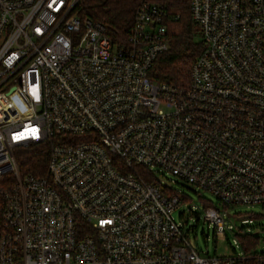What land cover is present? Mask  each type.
Segmentation results:
<instances>
[{"label": "built area", "instance_id": "1", "mask_svg": "<svg viewBox=\"0 0 264 264\" xmlns=\"http://www.w3.org/2000/svg\"><path fill=\"white\" fill-rule=\"evenodd\" d=\"M78 2L0 0V264H249L199 255L159 174L264 206V0H189L203 48L183 87L149 76L177 16L142 2L118 44ZM31 144L44 168L20 172Z\"/></svg>", "mask_w": 264, "mask_h": 264}, {"label": "trees", "instance_id": "2", "mask_svg": "<svg viewBox=\"0 0 264 264\" xmlns=\"http://www.w3.org/2000/svg\"><path fill=\"white\" fill-rule=\"evenodd\" d=\"M142 2L159 4L171 16H177L166 23L168 48L156 58L149 76L179 87L188 85L191 64L203 48L198 26L190 17L189 0H79L76 9L81 17L103 24L108 38L119 44L126 40L135 11ZM46 156L47 150L42 144H31L17 156L20 172H33L39 166L43 169ZM238 242L244 254L253 256L249 264H264V250H256L259 242L256 234L239 236Z\"/></svg>", "mask_w": 264, "mask_h": 264}, {"label": "rangeland", "instance_id": "3", "mask_svg": "<svg viewBox=\"0 0 264 264\" xmlns=\"http://www.w3.org/2000/svg\"><path fill=\"white\" fill-rule=\"evenodd\" d=\"M159 176L170 179L171 187L184 196V202L175 211V219L183 223L184 235L199 255L229 257L238 254L242 248L234 239L246 233L256 234L259 239L256 250H264V206L237 204L223 208L212 193L164 171ZM191 206L194 213L190 211ZM205 206L215 208L222 215L226 226L223 232L215 233L211 223L204 220Z\"/></svg>", "mask_w": 264, "mask_h": 264}, {"label": "water", "instance_id": "4", "mask_svg": "<svg viewBox=\"0 0 264 264\" xmlns=\"http://www.w3.org/2000/svg\"><path fill=\"white\" fill-rule=\"evenodd\" d=\"M227 215H229V213H227ZM241 218V217H240Z\"/></svg>", "mask_w": 264, "mask_h": 264}]
</instances>
